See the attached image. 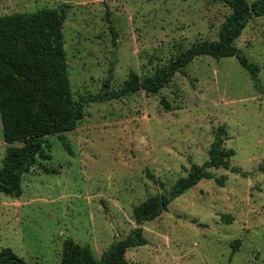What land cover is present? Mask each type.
I'll return each mask as SVG.
<instances>
[{
	"label": "rangeland",
	"instance_id": "rangeland-1",
	"mask_svg": "<svg viewBox=\"0 0 264 264\" xmlns=\"http://www.w3.org/2000/svg\"><path fill=\"white\" fill-rule=\"evenodd\" d=\"M60 6L74 98L99 91L110 63V88L118 89L130 71L149 75L192 42L217 39L231 12L224 0H0V15ZM235 44L259 66L258 87L236 57L201 54L157 93L86 104L77 127L64 132L70 151L46 136L49 158L23 174L21 194L0 192V250L60 264L63 240L72 238L98 261L137 225L133 207L203 163L222 127L238 171L211 169L212 178L142 223L147 243L125 257L131 264H264V16L253 17ZM7 146L0 121V166ZM221 176L223 183L214 179Z\"/></svg>",
	"mask_w": 264,
	"mask_h": 264
},
{
	"label": "trees",
	"instance_id": "trees-1",
	"mask_svg": "<svg viewBox=\"0 0 264 264\" xmlns=\"http://www.w3.org/2000/svg\"><path fill=\"white\" fill-rule=\"evenodd\" d=\"M224 1L231 12L223 19L217 39L192 42L149 75L140 76L130 71L118 89L110 88L114 67V63H110L99 91L82 93L78 98L71 92L64 48L65 8L43 7L32 12L0 15V121L3 139L8 144L0 166V192L13 197L21 194L23 174L30 171L37 158H49L45 152V147L49 146L46 136L56 135L70 151L64 132L77 127L86 104L126 97L141 89L157 93L176 73L185 74L184 67L197 55L236 57L258 87L259 66L248 60L236 46L235 39L253 17L264 16V0ZM224 133L222 127L217 130L203 163H192L187 174L178 178L169 190L149 196L133 207L137 225L123 238L112 241L98 261L88 246L65 238L60 264H131L125 257L126 250L147 243L143 222L158 217L167 210L171 200L199 180L212 178L211 169L238 171L229 163L234 150L224 146ZM14 142L20 145H12ZM214 179L223 183L224 177ZM0 264L37 263L24 261L6 247L0 250Z\"/></svg>",
	"mask_w": 264,
	"mask_h": 264
}]
</instances>
